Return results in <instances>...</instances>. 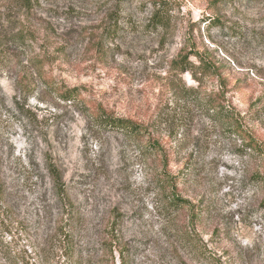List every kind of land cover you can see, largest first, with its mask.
Instances as JSON below:
<instances>
[{
  "label": "rangeland",
  "instance_id": "374dc122",
  "mask_svg": "<svg viewBox=\"0 0 264 264\" xmlns=\"http://www.w3.org/2000/svg\"><path fill=\"white\" fill-rule=\"evenodd\" d=\"M160 4L171 23L155 32ZM182 48L209 65L200 84L171 68ZM251 143L264 148V0H0V264H264Z\"/></svg>",
  "mask_w": 264,
  "mask_h": 264
},
{
  "label": "trees",
  "instance_id": "16d2710c",
  "mask_svg": "<svg viewBox=\"0 0 264 264\" xmlns=\"http://www.w3.org/2000/svg\"><path fill=\"white\" fill-rule=\"evenodd\" d=\"M38 1V0H37ZM171 23V15L169 12V9L167 6H163L160 4L159 6H155L154 11L152 13V16L150 20L148 21L147 28H151V30L157 32L161 29L165 30L170 27ZM185 49L182 48L180 51V54L178 57L171 62V68L176 71L178 74H184L186 72H189L193 79L198 82V84L201 83L202 79L198 77V74H196L197 69L202 70V71H208L209 65L200 58L195 52L192 51H184ZM193 55H196L199 58V64H194V62L191 60V57ZM198 88L195 87H182L181 90L183 92V95L189 98L196 100H199L200 96L198 95ZM77 91L76 89L70 90L66 92L64 95L65 98H68L70 100H76V98L79 96V93L75 92ZM204 109L206 110V113L211 115V116H216V115H223L224 113H227V117L231 116L233 114V109L231 106L227 105L226 106H216L215 102L208 101L204 104ZM96 118L100 119L102 123L105 125H108L111 127L113 130L120 131L124 135H127L130 137L135 143H140L143 141L144 138L148 136L147 134V128L143 126V124H140L138 122H134L129 119H124V118H114L108 114H104L103 111L100 109H97L96 112ZM234 132L237 134H240L242 132V129L240 127H236L234 129ZM247 139H250L251 137L248 136ZM148 149H151V153H159L160 146L158 144H155L152 142L151 139L148 140ZM248 148L252 150L253 152L258 151L260 154L263 155L264 159V148L261 147L257 143H251L248 145ZM51 171L57 180V182H60L59 174L57 170L55 169L54 166H52ZM259 179V176H257ZM262 179V178H261ZM263 179H264V174H263ZM161 186H167L163 181L159 183ZM166 200L170 201V205L173 206L176 209H183L184 206L182 205L185 201L181 200L180 198H170L166 197ZM200 256L206 257V254L204 252L200 251Z\"/></svg>",
  "mask_w": 264,
  "mask_h": 264
}]
</instances>
